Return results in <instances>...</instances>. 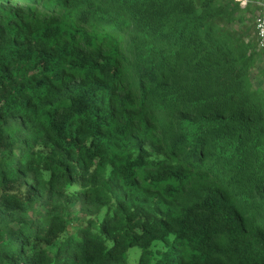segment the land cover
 Returning a JSON list of instances; mask_svg holds the SVG:
<instances>
[{"label":"trees","instance_id":"16d2710c","mask_svg":"<svg viewBox=\"0 0 264 264\" xmlns=\"http://www.w3.org/2000/svg\"><path fill=\"white\" fill-rule=\"evenodd\" d=\"M258 1L0 0V264H264Z\"/></svg>","mask_w":264,"mask_h":264},{"label":"rangeland","instance_id":"374dc122","mask_svg":"<svg viewBox=\"0 0 264 264\" xmlns=\"http://www.w3.org/2000/svg\"><path fill=\"white\" fill-rule=\"evenodd\" d=\"M241 3V5H244L245 3L241 0H236ZM256 5H258L256 3ZM258 63L262 64V67H264V63L258 61ZM67 219L69 223V230L74 231L79 226V224L82 222L83 217L78 212L77 205H71L67 210ZM140 249L138 246H132L127 250V260L129 264H136L139 258Z\"/></svg>","mask_w":264,"mask_h":264},{"label":"built area","instance_id":"2783aa9c","mask_svg":"<svg viewBox=\"0 0 264 264\" xmlns=\"http://www.w3.org/2000/svg\"><path fill=\"white\" fill-rule=\"evenodd\" d=\"M244 3L247 0H241ZM257 4L261 7V14L256 19V31L258 37V45L261 49L264 50V1H258Z\"/></svg>","mask_w":264,"mask_h":264}]
</instances>
